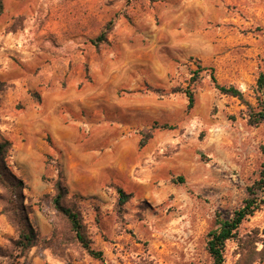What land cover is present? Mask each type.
Returning <instances> with one entry per match:
<instances>
[{
  "label": "rangeland",
  "instance_id": "374dc122",
  "mask_svg": "<svg viewBox=\"0 0 264 264\" xmlns=\"http://www.w3.org/2000/svg\"><path fill=\"white\" fill-rule=\"evenodd\" d=\"M211 72L255 102L264 0H4L0 140L39 238L17 251L0 203V264H212L207 233L258 178L264 124ZM59 179L102 260L55 209ZM256 230L264 238V206L239 234ZM238 248L226 242L225 264Z\"/></svg>",
  "mask_w": 264,
  "mask_h": 264
},
{
  "label": "trees",
  "instance_id": "16d2710c",
  "mask_svg": "<svg viewBox=\"0 0 264 264\" xmlns=\"http://www.w3.org/2000/svg\"><path fill=\"white\" fill-rule=\"evenodd\" d=\"M4 11V0H0V17ZM111 29V23H108L104 30L97 37V40H105L106 33ZM199 69L194 72L195 77L204 69L199 66ZM212 70V69H211ZM211 81L220 93L236 97L246 108L247 122L249 125L258 126L264 124V73L261 72L256 80V88L254 91V100H248L243 91L234 85L220 84L214 73L211 72ZM187 98V108L191 109L194 106V94L189 86L182 90ZM151 128L173 129L174 126L164 123L157 124ZM152 137V133L142 134L139 142V148L145 146L148 139ZM11 147V142L7 139L0 140V203L2 211L6 214L10 224L14 228L17 238L13 241V246L20 253H25L34 247L38 242V232L32 226L29 217L28 209L24 204V184L23 181L17 178L9 169L6 163V158ZM264 155V145L262 146ZM55 195L52 198L55 209L64 215L70 222L75 237L87 253L99 260L103 259V252L92 247L91 241L82 223L80 213L73 207L64 203V198L68 194V188L59 179L55 184ZM120 196L124 197V192L119 190ZM247 196L243 203L234 210L232 216L228 218H218L217 226L210 229L207 233L206 249L212 259V264H225V246L228 240L234 239L238 243V258L235 264H255L264 261V238H259L258 230L239 234V228L242 223L255 212L264 206V161L262 162L258 178L246 187ZM259 244L262 247L259 248Z\"/></svg>",
  "mask_w": 264,
  "mask_h": 264
}]
</instances>
